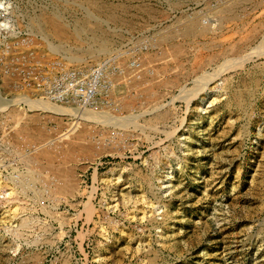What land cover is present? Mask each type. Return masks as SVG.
<instances>
[{
    "label": "rangeland",
    "instance_id": "obj_1",
    "mask_svg": "<svg viewBox=\"0 0 264 264\" xmlns=\"http://www.w3.org/2000/svg\"><path fill=\"white\" fill-rule=\"evenodd\" d=\"M72 55L101 93L41 99ZM3 100L0 264H264V0H0Z\"/></svg>",
    "mask_w": 264,
    "mask_h": 264
},
{
    "label": "built area",
    "instance_id": "obj_2",
    "mask_svg": "<svg viewBox=\"0 0 264 264\" xmlns=\"http://www.w3.org/2000/svg\"><path fill=\"white\" fill-rule=\"evenodd\" d=\"M103 66L104 62L64 66L57 61L41 65L35 81L38 94L48 102L89 106L108 83L103 80Z\"/></svg>",
    "mask_w": 264,
    "mask_h": 264
},
{
    "label": "bare ground",
    "instance_id": "obj_3",
    "mask_svg": "<svg viewBox=\"0 0 264 264\" xmlns=\"http://www.w3.org/2000/svg\"><path fill=\"white\" fill-rule=\"evenodd\" d=\"M87 1V0H86ZM89 1V0H88ZM92 1V0H91ZM94 2V1H93ZM81 3V2H80ZM88 4H89V2H88ZM91 4V3H90ZM98 8V7H97ZM231 8V7H230ZM4 10H5V8H4ZM115 11V10H114ZM232 11V10H231ZM98 12V11H97ZM93 14H91V16H92ZM227 15V14H226ZM90 16V17H91ZM44 17V16H43ZM92 18H94V17H92ZM43 19V18H42ZM221 19H223V18H221ZM48 20V21H47ZM47 20H44L43 21V24L45 25V27H47V28H50V29H48V33H50L52 36L54 35L55 37H57L56 35H61V33L63 34L64 33V31L62 32L59 28H60V24L58 23V22H56V21H54L53 19L52 20H50V19H47ZM83 21V20H82ZM63 22V21H62ZM190 24V23H189ZM6 25V23H4V26ZM80 26H82L84 29H86V30H88V32H90L92 35H95L96 33L95 32H97L96 30H97V28L94 26V25H91L90 24V22L88 21V20H84L83 21V23H81L80 24ZM189 29H187L188 31H187V36H191L194 32V25L192 24V25H190V26H187ZM195 27H197V26H195ZM45 29V28H44ZM51 29L53 30V31H51ZM63 29V28H62ZM77 29H79V28H77ZM43 31H45V30H43ZM46 32V31H45ZM76 29H74V36H75V34H76ZM46 35H47V33H45ZM69 34V33H68ZM185 34V33H184ZM203 34V33H202ZM41 35H43L42 33H41ZM72 35V36H73ZM77 36V35H76ZM99 36V35H98ZM102 36V35H101ZM193 36V35H192ZM54 37V38H55ZM64 37V36H63ZM78 37H79V35H78ZM60 38H61V36H60ZM68 38V37H67ZM98 38V37H97ZM58 39V38H57ZM59 40V39H58ZM104 41V40H103ZM101 41H99V44H98V46H99V50L98 51H93V53L95 52V53H102L103 51H105L106 50V48H105V46L106 45H104V42L102 43H100ZM105 43H107L106 41H105ZM111 44V43H110ZM50 46V47H49ZM49 46H48V50L49 51H51V52H56L57 51V48L55 47V46H52L51 44H49ZM105 48V49H104ZM108 49V48H107ZM65 59V61L66 62H68L69 64H79V63H76V62H71V60H74V61H79V60H81L80 58H79V56H77V57H74L73 55H72V57H69V58H64ZM70 60V61H69ZM81 63H84V61L83 62H81ZM255 81V80H254ZM187 96V95H186ZM190 96V95H189ZM189 96H188V99H190L189 98ZM193 97V96H192ZM24 99V103H27L28 105H32L33 107H37V108H40V109H45V110H48V112L50 111V112H52L53 113V111L55 112V110L57 109H53V106H51V105H48V104H46V101H45V103H40V102H34V101H30V100H25V98H23ZM235 100V99H234ZM18 101H19V99H18ZM188 101V100H187ZM189 103V102H188ZM15 105H17V103L15 102V101H13V100H3V101H0V111H4V110H7L8 108H10V107H12V106H15ZM57 107V106H56ZM59 108V107H58ZM58 111L60 110V109H57ZM56 110V111H57ZM63 110V109H62ZM61 111V110H60ZM63 112L64 111H61V113L63 114ZM59 113V112H58ZM60 113V114H61ZM64 113H66V112H64ZM67 113H69L68 111H67ZM64 115V114H63ZM83 115V114H82ZM81 118H85V116H82ZM77 120H80V119H77ZM76 122H78V121H76Z\"/></svg>",
    "mask_w": 264,
    "mask_h": 264
}]
</instances>
